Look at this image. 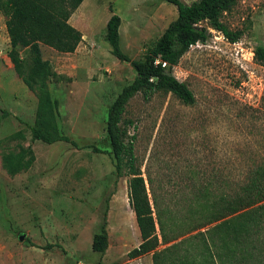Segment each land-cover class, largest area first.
<instances>
[{"label":"rangeland","instance_id":"374dc122","mask_svg":"<svg viewBox=\"0 0 264 264\" xmlns=\"http://www.w3.org/2000/svg\"><path fill=\"white\" fill-rule=\"evenodd\" d=\"M111 13L120 18L122 52L138 59L176 10L162 0H82L68 19L82 34L75 50L40 45L42 57L63 75L47 87L57 102L58 131L74 144L30 139L36 99L12 70L0 20V264H151L149 253L127 255L140 239L127 200V167L115 174L105 133L108 105L134 76L104 37ZM221 19L241 31L237 41L209 29L169 69L192 92V104L162 90L147 98L137 92L122 113L124 141L131 142L149 202L155 197L178 216L197 191L190 184L205 179L213 191L219 180L229 190L264 161V67L252 60L254 47L264 45V0H235ZM25 147L33 160L8 172L3 156ZM104 209L108 244L97 254L90 242Z\"/></svg>","mask_w":264,"mask_h":264},{"label":"trees","instance_id":"16d2710c","mask_svg":"<svg viewBox=\"0 0 264 264\" xmlns=\"http://www.w3.org/2000/svg\"><path fill=\"white\" fill-rule=\"evenodd\" d=\"M162 1L172 4L176 15L138 59H130L119 46V16L111 13L105 22L104 37L110 53L119 61L128 62L134 70L131 82L122 86L108 105L105 120L115 174L120 175L122 167H127V200L140 239L127 255L135 257L149 253L151 264H264V161L251 166L229 190H222L223 182L219 180L212 187L213 191L207 189L212 184L205 179L190 184L195 185L197 191L190 194L184 213L178 216L173 209L157 203L155 197L149 202L144 179L133 164L131 142L124 141L127 134L122 113L135 93L141 92L147 98L152 92L162 90L184 104H192V92L169 72L170 67L190 45L205 41L209 29L221 33L228 42L237 41L241 35L240 30L229 29L221 19L235 0ZM81 2L0 0V14L9 45L6 56L15 75L36 99L34 118L28 125L33 141L74 144L58 131L57 102L51 98L47 87L48 81L60 80L63 75L55 72L50 62L42 57L40 45L60 53L74 51L81 33L68 19ZM252 60L264 67V45L254 47ZM261 105L264 106V83ZM24 154H28L27 158ZM2 160L7 171L15 173L27 167L33 155L29 147H25L16 154H6ZM203 227L204 230H199ZM194 230L197 231L174 241ZM107 244L104 209L91 236L90 249L103 254ZM160 244L164 246L158 248Z\"/></svg>","mask_w":264,"mask_h":264},{"label":"crops","instance_id":"0c3cea01","mask_svg":"<svg viewBox=\"0 0 264 264\" xmlns=\"http://www.w3.org/2000/svg\"><path fill=\"white\" fill-rule=\"evenodd\" d=\"M3 20V16L0 14V20ZM69 21V20H68ZM81 37H82V34H81ZM45 46V45H44ZM50 48V47H49ZM51 49V48H50ZM75 50V49H74ZM60 53V52H59ZM68 53H72V52H68Z\"/></svg>","mask_w":264,"mask_h":264},{"label":"water","instance_id":"95a60500","mask_svg":"<svg viewBox=\"0 0 264 264\" xmlns=\"http://www.w3.org/2000/svg\"><path fill=\"white\" fill-rule=\"evenodd\" d=\"M21 236H22V235H19V236H18V239H21Z\"/></svg>","mask_w":264,"mask_h":264},{"label":"built area","instance_id":"2783aa9c","mask_svg":"<svg viewBox=\"0 0 264 264\" xmlns=\"http://www.w3.org/2000/svg\"><path fill=\"white\" fill-rule=\"evenodd\" d=\"M191 46V45H190ZM162 65H163V63H162Z\"/></svg>","mask_w":264,"mask_h":264}]
</instances>
